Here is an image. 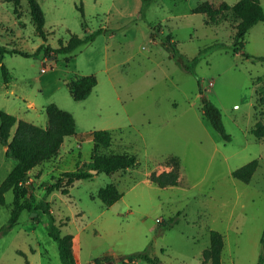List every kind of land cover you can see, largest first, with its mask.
Listing matches in <instances>:
<instances>
[{
    "label": "rangeland",
    "instance_id": "obj_1",
    "mask_svg": "<svg viewBox=\"0 0 264 264\" xmlns=\"http://www.w3.org/2000/svg\"><path fill=\"white\" fill-rule=\"evenodd\" d=\"M45 16L47 41L39 36L26 1L0 0V109L47 128L46 108L57 105L75 120L76 134L59 153L29 173L36 201L46 184L92 161V132L109 130L112 144L102 155L129 153L138 165L112 174L77 180L69 194L47 197L61 235L73 236L76 264L129 263L147 253L160 264H202L210 232L225 240L222 264H258L264 232V138L253 134L264 124V22L249 30L241 52L234 51L240 19L232 10L240 0H37ZM264 10V0H260ZM83 8L84 17L80 11ZM209 8V14L202 10ZM159 28L160 32H158ZM95 39L71 54L45 58L42 44L58 48L72 36ZM171 35L175 55L163 40ZM243 53L251 56L247 59ZM179 59L193 69L187 72ZM194 59H197L194 62ZM94 75L98 84L83 101L68 84ZM203 91V92H202ZM223 115L225 141L203 116L202 99ZM32 105V107H31ZM14 132V130H13ZM0 145V185L17 162ZM176 159L180 182L161 188L152 173L170 171ZM258 160L250 183L232 172ZM115 185L123 197L110 207L100 189ZM13 192L0 206V264H62L50 219L23 211L4 232L13 209ZM211 264V263H208Z\"/></svg>",
    "mask_w": 264,
    "mask_h": 264
},
{
    "label": "trees",
    "instance_id": "obj_2",
    "mask_svg": "<svg viewBox=\"0 0 264 264\" xmlns=\"http://www.w3.org/2000/svg\"><path fill=\"white\" fill-rule=\"evenodd\" d=\"M20 1V0H7ZM22 1V0H21ZM26 1L32 21L39 36L47 41V33L45 31V16L40 3L37 0ZM232 10L240 19V24L236 27L234 36V51L239 53L244 48V38L255 25L259 22H264V10L260 0H240ZM84 17L83 8H80ZM202 13L209 14V8L202 10ZM160 32L159 28H157ZM101 30L95 31L83 38L72 36L67 44L58 48H52L49 45L42 44L38 52H43L45 58H55L58 54H71L77 48L87 43L92 42ZM163 44L165 48L172 51L175 55L178 53L177 44L171 35H167ZM12 53L19 54L24 57L30 55L23 53L17 49L7 50L3 48L0 51V65L3 72L5 83H8V69L3 64L4 54ZM250 59L251 56L243 53ZM256 61L264 62V57H253ZM197 59H194V62ZM181 68L187 72L193 73L192 67L179 59ZM98 81L94 75L83 76L68 84L70 93L74 100L83 101L89 97ZM203 92V91H202ZM46 113L49 121L47 128L37 126L30 122L20 120L17 116L10 114L0 109V145L6 147V156L16 160L15 168L9 173L7 178L0 185V206L5 205V195L13 192V209L11 211L8 226L4 228V232L14 228L20 219L23 211L27 210L34 212L37 215L34 221L40 220L41 215H47L50 219V237L58 244V250L62 264H76V259L73 254V236L61 235L59 227L56 225L55 217L51 212V204L47 197L55 191H62V194H69V188L77 180H91L95 177L93 170L99 173L112 174L118 171H127L135 168L138 165V159L134 154H111L102 155L100 152L107 149L112 144V133L109 130H97L91 133L93 137V156L92 161L83 167L72 171L62 173L54 183L46 184V195L40 201H36L34 194L30 188L29 173L31 170L42 166L46 161L54 158L60 151L66 137L76 134V124L74 117L61 110L57 105L51 104L46 108ZM203 116L210 122L213 129L225 140L230 141L231 136L226 132L223 115L221 109L211 100L202 99ZM14 130V132H13ZM253 134L257 138H264V124L258 123L253 130ZM173 168L170 171H164L160 174L152 173L150 180L153 184L161 188L177 186L180 182L179 163L176 159ZM258 160H253L248 164L236 169L232 172V176L244 183H250L252 177L258 169ZM123 197L118 188L109 184L100 189L98 198L107 207L112 206ZM262 253L259 257L258 264H264V232L261 237ZM225 246L223 235L215 230L210 232V246L204 251V261L202 264H222V252ZM109 256L95 259L93 264H106L110 261ZM129 263L135 260H144L149 264H160L158 257H151L147 253H138L127 257Z\"/></svg>",
    "mask_w": 264,
    "mask_h": 264
},
{
    "label": "water",
    "instance_id": "obj_3",
    "mask_svg": "<svg viewBox=\"0 0 264 264\" xmlns=\"http://www.w3.org/2000/svg\"><path fill=\"white\" fill-rule=\"evenodd\" d=\"M92 172H93V173H97V171H95V170H93Z\"/></svg>",
    "mask_w": 264,
    "mask_h": 264
},
{
    "label": "crops",
    "instance_id": "obj_4",
    "mask_svg": "<svg viewBox=\"0 0 264 264\" xmlns=\"http://www.w3.org/2000/svg\"><path fill=\"white\" fill-rule=\"evenodd\" d=\"M31 107H32V105H31ZM19 119V118H18ZM20 120H22V119H20Z\"/></svg>",
    "mask_w": 264,
    "mask_h": 264
}]
</instances>
